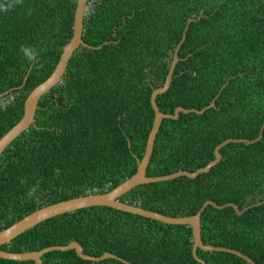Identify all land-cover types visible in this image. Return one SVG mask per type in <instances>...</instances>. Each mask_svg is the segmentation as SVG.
Here are the masks:
<instances>
[{
	"label": "trees",
	"instance_id": "16d2710c",
	"mask_svg": "<svg viewBox=\"0 0 264 264\" xmlns=\"http://www.w3.org/2000/svg\"><path fill=\"white\" fill-rule=\"evenodd\" d=\"M3 2V0H0ZM76 0H23L0 12V138L21 118L29 92L53 71L68 43ZM31 9V14H29ZM167 90L155 104L201 110L162 119L145 169L149 177L194 171L228 138L253 140L264 122V0H87L81 39L60 81L42 95L33 124L0 154V230L41 207L106 193L134 174L153 120L152 89L162 86L187 20ZM21 45L39 53L26 59ZM100 48H97L99 47ZM28 72L24 82L23 78ZM5 93V94H4ZM207 173L137 185L120 202L169 217H199L203 245L235 250L264 264V128L252 144L227 143ZM77 243L83 254L110 253L129 264H199L186 225H165L108 207L44 220L0 250L34 252ZM204 264H246L197 249ZM41 264L90 262L74 250ZM0 264H34L0 259Z\"/></svg>",
	"mask_w": 264,
	"mask_h": 264
},
{
	"label": "water",
	"instance_id": "95a60500",
	"mask_svg": "<svg viewBox=\"0 0 264 264\" xmlns=\"http://www.w3.org/2000/svg\"><path fill=\"white\" fill-rule=\"evenodd\" d=\"M86 1L87 0H76V5L74 9L73 15V25H72V32L71 37L68 43L62 48V52L59 56V59L51 72V74L40 84L34 87L26 97L23 103V112L22 116L19 121L11 127L1 138H0V154L12 142L17 136H19L23 131L27 130V128L33 124L34 118V111L36 109L38 99L44 95L48 90H50L53 86H55L61 79L63 72L66 68L67 62L73 53V51L78 46H86L81 39L82 33V21L84 10L86 8ZM194 21L193 19L187 20L184 26V29L181 33L180 40L176 44L172 56L171 61L163 81L162 86L152 89L149 95V104L153 111V120L151 124V128L146 138L143 155L140 160L135 159L136 161V169L133 175L126 178L122 181L118 186L111 189L106 193H98V194H89L84 196H78L75 198L59 201L39 209L34 210L30 214L26 215L25 217L21 218L17 222L13 223L6 229L0 230V246L3 244L8 243L10 240L15 238L16 236L23 233L25 230L33 227L34 225L52 218L57 215H61L64 213L72 212L78 209L87 208V207H94V206H103L108 207L114 210H118L121 212L141 216L143 218H148L150 220H154L160 222L165 225H186L191 228L192 233V247H191V255L193 259L198 262L199 264H204V262L197 258L195 255V251L197 249L202 251H214V252H224L228 254H233L242 260L245 261L246 264H254L250 259L243 256L239 252L227 248H220L214 246H207L203 245L200 241V229H199V217L205 206L210 205L216 209H221L224 206H228L233 208L234 212L237 215L242 214L247 208L238 211L233 204L227 203L223 206H216L211 201H205L199 210L192 216H185V217H169L158 214L156 212L144 210L137 206L129 205L123 202H120L118 198L134 188L137 185L147 184V183H154V182H162L175 179L177 177H186L189 179H193L199 174L207 173L209 169L215 166L219 159L220 155L218 150L226 145L227 143H243V144H252L255 141H258L261 138L262 130L264 128V122L259 128L258 136L253 140H245L240 138H228L217 144L213 149V159L210 160L205 166L197 168L196 170L190 172L186 170H178L176 172H172L170 174L162 175V176H153L149 177L145 175V169L149 161V157L151 154L153 141L155 135L158 131V127L162 119H177L179 113L188 114V113H195L201 114L205 109L212 108L214 106V99L210 102L209 105L205 106L201 110L195 109H183L182 107H176L173 110L172 114H164L161 113L156 104L155 98L157 95L164 93L170 83L172 71L174 69L175 64L178 61L177 52L179 50L180 45L182 44L185 32L187 30L188 24ZM97 48H100L97 47ZM28 72L26 73L25 77L23 78L22 83L24 82ZM5 94V93H4ZM264 119V118H263ZM264 201V197L260 202L253 204L252 206L261 205ZM74 250L75 254L78 258L82 260H87L90 262H98L105 259H115L117 261L122 262L123 264H129L126 261L110 254V253H102L100 256H89L82 253L80 246L75 242H70L66 245L61 246H48L39 251L34 252H22V253H10L3 250H0V259L11 260V261H32L34 264H41L40 257L43 254H46L51 251H68Z\"/></svg>",
	"mask_w": 264,
	"mask_h": 264
},
{
	"label": "clouds",
	"instance_id": "9594fccd",
	"mask_svg": "<svg viewBox=\"0 0 264 264\" xmlns=\"http://www.w3.org/2000/svg\"><path fill=\"white\" fill-rule=\"evenodd\" d=\"M23 0H3L0 2V12L7 13L14 10L17 5H22ZM29 14H31V9H29ZM20 51L26 57L27 60L36 63L38 62L39 53L36 49L29 45H21Z\"/></svg>",
	"mask_w": 264,
	"mask_h": 264
}]
</instances>
